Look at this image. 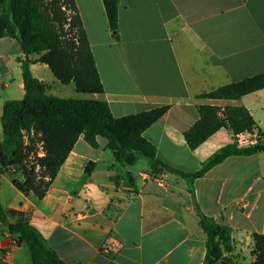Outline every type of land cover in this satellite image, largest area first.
Instances as JSON below:
<instances>
[{"label": "crops", "instance_id": "crops-1", "mask_svg": "<svg viewBox=\"0 0 264 264\" xmlns=\"http://www.w3.org/2000/svg\"><path fill=\"white\" fill-rule=\"evenodd\" d=\"M74 2L103 92L78 93L46 64L31 63L47 93L105 100L115 118L168 105L142 135L157 159L186 173L225 145L245 147L257 138V129L235 137L221 127L190 149L183 132L197 120V106H243L264 134V88L239 99L199 97L264 72V0H118L117 40L102 0ZM23 58L14 38H0V117L6 100L23 97ZM150 172L143 158L116 162L104 137L92 147L80 135L41 198L13 182L21 181L20 171L0 170V202L27 215L67 264H202L206 234L191 184L201 212L232 230V251L224 253L230 264L254 260L252 234H264V150L228 155L193 179ZM14 240L0 225V264H31L26 245Z\"/></svg>", "mask_w": 264, "mask_h": 264}, {"label": "trees", "instance_id": "trees-1", "mask_svg": "<svg viewBox=\"0 0 264 264\" xmlns=\"http://www.w3.org/2000/svg\"><path fill=\"white\" fill-rule=\"evenodd\" d=\"M108 27L113 40L118 39V0H102ZM72 12L71 27L65 29L67 15ZM14 38L24 54L20 61L24 94L21 99L6 100L0 117V170L20 169L21 181L13 182L23 190L41 198L49 187L59 166L72 149L77 138L92 147L97 137L106 139V146L116 162L133 165L140 158L150 164V175L168 172L193 179L231 154H251L264 150V134L243 106L199 105L197 120L183 132L190 149H194L221 127L231 130L236 137L256 130L254 144L237 147L236 143L223 146L210 155L195 172H182L156 157L155 146L142 133L155 123L169 108L158 106L135 114L115 118L105 100L92 98H63L49 94L44 83L34 77L30 64L44 63L62 84L73 82L78 93H102L101 83L88 39L82 27L74 0H0V38ZM30 55H36L30 58ZM264 88V72L230 82L199 95L200 98L239 99L243 95ZM24 132L28 144H24ZM32 132L33 136H30ZM38 137L43 151L28 161L30 149ZM31 145V146H30ZM43 169L46 180L36 176V168ZM92 163H88V172ZM152 173L154 175H152ZM195 213L206 234L202 264H230L225 252L232 251L231 228L206 216L194 200L192 185L188 186ZM8 217L15 218L8 222ZM0 225L15 236V244L28 248L31 264H67L42 239L29 223L27 215L5 209L0 202ZM249 264H264V234H252ZM81 264V263H74ZM108 264H113L109 262Z\"/></svg>", "mask_w": 264, "mask_h": 264}, {"label": "rangeland", "instance_id": "rangeland-1", "mask_svg": "<svg viewBox=\"0 0 264 264\" xmlns=\"http://www.w3.org/2000/svg\"><path fill=\"white\" fill-rule=\"evenodd\" d=\"M64 11L67 15V24L65 25V29H69V27H71V19L70 18L72 17V12L67 8H65ZM33 139H34V145H32V149H30V155H29V159H28L29 162L35 156H42L43 155V151L41 149V144L38 141V137L34 136ZM26 142L28 143V138H26ZM17 171H20V169H17ZM36 176L40 179L46 180L43 169H41L39 167L36 168Z\"/></svg>", "mask_w": 264, "mask_h": 264}, {"label": "built area", "instance_id": "built-area-1", "mask_svg": "<svg viewBox=\"0 0 264 264\" xmlns=\"http://www.w3.org/2000/svg\"><path fill=\"white\" fill-rule=\"evenodd\" d=\"M32 134H33V133L30 132V136H33ZM26 138H29V137H28V134L24 132V135H23V141H24V144H28V143L26 142ZM11 169H14V167H11ZM103 251L107 252V249L104 248Z\"/></svg>", "mask_w": 264, "mask_h": 264}, {"label": "water", "instance_id": "water-1", "mask_svg": "<svg viewBox=\"0 0 264 264\" xmlns=\"http://www.w3.org/2000/svg\"><path fill=\"white\" fill-rule=\"evenodd\" d=\"M216 264H221V261H218Z\"/></svg>", "mask_w": 264, "mask_h": 264}]
</instances>
